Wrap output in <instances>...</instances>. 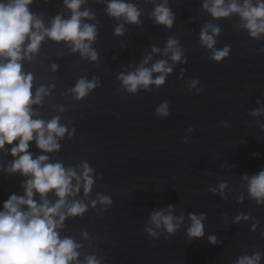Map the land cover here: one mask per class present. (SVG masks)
<instances>
[{"label": "clouds", "instance_id": "obj_1", "mask_svg": "<svg viewBox=\"0 0 264 264\" xmlns=\"http://www.w3.org/2000/svg\"><path fill=\"white\" fill-rule=\"evenodd\" d=\"M31 3L32 0L0 2V150L5 145L11 146L10 155L14 158L3 171L9 175L20 173L27 177L22 184L24 195L11 194L0 211V264H80L78 249L81 245L71 237H61L60 229L68 217L82 216L87 211V205L82 201H70L69 198L75 197L81 188L85 197L89 195L94 184L91 175L93 169L88 163H82L78 175L74 168H66L61 162H49L48 155L33 157L29 151L31 142L35 141L37 148L44 153L59 151L57 138H63L67 128L60 125L59 117L48 121L33 119L35 113L32 106L42 102V96L48 94V89L40 87L33 95V76L22 70L21 62L31 60L45 37L56 42H66L73 52L78 51L81 57L95 61L97 53L91 48V43L97 37L96 25L82 23V19H95V16L89 10L81 11L85 0H63L64 6L71 12L70 18L64 19L58 14L51 21V26L45 27L42 20L30 11L28 6ZM202 7L217 20L238 15L240 26L252 38L264 35V0H204ZM106 13L116 19L123 18L130 24L141 23V11L128 0H108ZM151 18L156 24L171 28L175 16L167 6V0H163L155 6ZM220 31L218 25L207 23L199 34L201 45L213 50L210 58L217 62L228 56L230 51L227 46L222 50L215 49V36ZM114 32L116 35H123V25H118ZM152 51L159 52L160 49L153 47ZM169 54L173 63L187 62L179 41L173 37L167 39L164 49V55ZM151 60V55L146 56L134 72L118 75L122 87L129 93L151 91V85H163L167 76L172 73V66L163 59L156 61L150 68L146 67ZM52 68L55 71L57 65H52ZM98 83L95 77L92 81L81 78L71 91L77 99H83ZM197 83L193 79L188 87L195 88ZM262 113L264 109H255L250 114L258 116ZM155 115L167 117L169 103L164 101L159 104ZM243 179L247 181L249 196L257 204H264V170L251 177L245 175ZM226 187V183L219 185L221 190ZM210 191L215 193L216 189ZM49 193L55 195V202L49 200ZM37 194L39 202L35 199ZM98 198L101 204L112 203L109 196ZM95 205L96 201H93L92 206ZM173 208V205H169L167 209L150 213L151 224L156 228L163 227L169 234H175L183 223L184 216L183 212L179 217L174 216ZM248 218L239 214L234 222ZM189 219V238L203 237L202 221L205 215L189 214ZM255 227L254 224L253 231ZM145 231L152 237L157 236L151 227H146ZM84 236H87L86 232ZM208 239L211 244L217 243L215 236H209ZM261 257L262 254L255 251L250 256H240L235 264H260ZM84 264H100V261L95 256H87Z\"/></svg>", "mask_w": 264, "mask_h": 264}]
</instances>
